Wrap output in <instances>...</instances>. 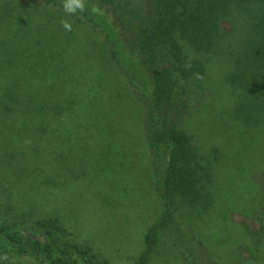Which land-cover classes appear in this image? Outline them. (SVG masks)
I'll return each mask as SVG.
<instances>
[{
	"label": "rangeland",
	"instance_id": "obj_1",
	"mask_svg": "<svg viewBox=\"0 0 264 264\" xmlns=\"http://www.w3.org/2000/svg\"><path fill=\"white\" fill-rule=\"evenodd\" d=\"M31 18L21 29L11 26L0 53L1 68L16 67L0 72V108L13 113L0 110V223L55 219L61 233L100 259L135 264L163 210L144 132L146 102L126 85L84 20L52 7ZM252 18L245 10L225 19L204 81L175 88L176 103L185 106L181 128L193 137L210 179L203 181L209 202L198 216L185 209L187 230L175 222L157 232L148 264L199 263L198 246L208 264H264V232H252L258 224L251 219L264 208L263 103L247 101L229 79ZM42 31L62 37L53 46L64 49V56L53 52L57 62L32 40ZM50 40L41 38L46 46Z\"/></svg>",
	"mask_w": 264,
	"mask_h": 264
},
{
	"label": "trees",
	"instance_id": "obj_2",
	"mask_svg": "<svg viewBox=\"0 0 264 264\" xmlns=\"http://www.w3.org/2000/svg\"><path fill=\"white\" fill-rule=\"evenodd\" d=\"M61 5L62 0H0V29L5 28L0 33V53L6 37L12 34V25L21 29L38 10L52 7L63 11ZM245 10L253 14L251 36L246 47L237 50L234 64L238 70L229 79L240 86L247 101H261L264 109V0H134L132 4L127 0H86L85 11L75 14L102 38L109 60L126 85L146 102L144 132L163 210L147 230L144 250L135 264H148L160 230L175 222L179 229H188L185 209H192L197 216L206 210L209 198L203 181L210 179L200 165L193 137L181 128L185 106L176 103L175 88L182 81H204L209 57L220 49L222 24L233 18L234 12ZM42 33L32 39L42 45L36 48L45 49L51 62L55 60L53 52L64 56V49H53L62 37ZM41 38L52 40L46 46ZM15 69L10 65L0 67V72ZM180 94L187 92L182 89ZM4 107L1 114L13 116L12 109ZM262 210L261 215L251 218L258 229L252 231L245 225L247 232H264ZM186 237L193 240L188 232ZM82 243L61 233L55 219L26 225L1 222L0 264H110ZM198 247L193 255L199 263L195 264H208L207 255Z\"/></svg>",
	"mask_w": 264,
	"mask_h": 264
},
{
	"label": "clouds",
	"instance_id": "obj_3",
	"mask_svg": "<svg viewBox=\"0 0 264 264\" xmlns=\"http://www.w3.org/2000/svg\"><path fill=\"white\" fill-rule=\"evenodd\" d=\"M86 0H62V10L67 14L75 15L78 12L82 13L85 11ZM62 27L71 31V24L65 20L61 21Z\"/></svg>",
	"mask_w": 264,
	"mask_h": 264
}]
</instances>
